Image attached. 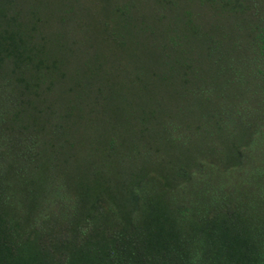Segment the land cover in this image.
Listing matches in <instances>:
<instances>
[{"label": "trees", "instance_id": "1", "mask_svg": "<svg viewBox=\"0 0 264 264\" xmlns=\"http://www.w3.org/2000/svg\"><path fill=\"white\" fill-rule=\"evenodd\" d=\"M17 1L0 0V39L11 27L6 11ZM103 1L110 10L115 0ZM174 2L171 8L178 7ZM94 21L89 41L99 49L86 77L104 79L90 98L83 94L79 101L69 90L55 125L30 123L42 70L20 80L27 63L0 41V264H264L263 105L252 108L253 119L227 111L240 124L222 121L232 126L222 130L206 116L207 130L220 139L216 146L202 126L187 120L184 93L200 89L192 74L186 79L176 69L185 64L182 41L170 38V45L145 50L143 23L132 34L130 20L118 28ZM249 73L264 89L263 72ZM181 79L188 84L182 92L174 87ZM169 97L175 99L171 114ZM176 113L179 121L172 119ZM164 125L185 132L177 186L151 175L119 174L129 158L126 148L137 140L162 143L166 157L157 146L149 154L169 164L173 143L158 137Z\"/></svg>", "mask_w": 264, "mask_h": 264}, {"label": "rangeland", "instance_id": "2", "mask_svg": "<svg viewBox=\"0 0 264 264\" xmlns=\"http://www.w3.org/2000/svg\"><path fill=\"white\" fill-rule=\"evenodd\" d=\"M123 1L115 0L109 10L111 5L103 0H18L9 12L6 11L11 27L5 32L4 40L1 38L0 41L9 48L15 60L27 63V68L21 70L18 78L26 83L28 75L36 73L35 69L42 70L35 80L40 95L36 96V104L28 109L31 124H40L44 120L57 124L60 120L58 113L66 110L70 91L79 101V96L83 94L90 98L95 95V89L98 92L104 76L86 77L94 62V51L98 48L93 49L89 41L94 19V23L105 19L108 26L116 28L122 21L130 20L128 27L133 29H130L132 34L141 30L143 23L145 50L155 51L159 45H170V38L182 41L181 59L185 64L178 63L176 69L181 76L192 74L194 88L197 90L199 86L200 89V93L195 92L197 95L193 93L196 96L184 93L187 108L190 107L187 120L202 126L205 138L211 143L214 139L216 146L221 142L207 130L206 116L215 119L213 126L222 130L240 124L236 118L228 116L227 111L248 112L253 119L255 104L260 103L264 108V89L254 82L249 73L258 69L264 76V0H175L176 8L169 5L173 4V0L170 3L164 0H135L131 3L126 0L127 7L120 9ZM117 6L119 10L115 9ZM252 48L258 51L251 54ZM110 49L106 46L105 53ZM174 56L177 58L178 54ZM253 56L256 58L253 59ZM114 59L116 61V55ZM256 62V67H252ZM245 66L246 69H243ZM187 85L182 79L174 83L180 92ZM167 102L171 114L175 99L169 97ZM49 116L53 119L48 120ZM174 116H171L174 121L181 119L177 113ZM159 129L158 137L167 136L168 141L173 143V150L167 158L169 164L162 165L159 161L163 158L154 159V154H149L150 151L155 152L157 146L160 156L166 157L168 150L161 146L162 143L153 146L155 141L151 138L150 142L137 140L126 148L124 154L129 156V161L123 160L124 169L119 174H129V177L137 174L139 178L151 175L161 181L163 178L162 183L167 186H177L175 174H179L180 158H186L185 147H181L179 139L185 137V132L179 133L183 129L171 130L165 125L159 126ZM147 158L152 161H147ZM101 174L113 173L103 170ZM131 184L134 188L137 182L133 180ZM161 189L159 186L158 192Z\"/></svg>", "mask_w": 264, "mask_h": 264}]
</instances>
